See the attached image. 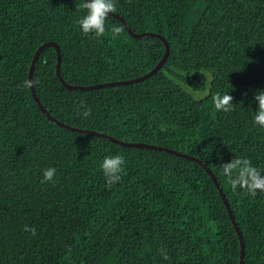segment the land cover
I'll use <instances>...</instances> for the list:
<instances>
[{
	"label": "trees",
	"instance_id": "16d2710c",
	"mask_svg": "<svg viewBox=\"0 0 264 264\" xmlns=\"http://www.w3.org/2000/svg\"><path fill=\"white\" fill-rule=\"evenodd\" d=\"M82 2L0 0V264H238V235L201 164L63 127L24 86L35 49L48 40L58 44L70 84L137 77L160 60V38L133 36L110 14L103 37L83 35ZM116 6L135 32L165 37V61L141 80L69 88L56 74L55 48L46 46L33 69L41 104L71 126L200 158L242 232L244 264H264V191H233L221 171L235 156L264 176V128L252 122L254 93L264 89V0ZM113 26L123 28L115 40ZM217 93L233 97L231 112L214 108ZM114 154L125 163L106 187L100 165ZM49 167L54 180L41 183Z\"/></svg>",
	"mask_w": 264,
	"mask_h": 264
},
{
	"label": "clouds",
	"instance_id": "9594fccd",
	"mask_svg": "<svg viewBox=\"0 0 264 264\" xmlns=\"http://www.w3.org/2000/svg\"><path fill=\"white\" fill-rule=\"evenodd\" d=\"M79 9L84 15L76 23L83 35L94 33L96 37H103L106 32L105 22L109 14L117 11L116 0H83ZM123 31L122 26H113L111 28L112 39L115 40ZM38 83L36 80H26L25 87H32ZM253 99L256 102V108L252 117L254 125L264 128V89H259L254 93ZM213 106L217 111L231 112L233 110V97L226 94H215L213 96ZM90 110L85 108L83 115L87 117ZM125 159L123 155L114 154L106 156L100 167L105 177L106 187L120 180ZM222 173L228 177L229 184L233 191L239 187L246 190L251 195L256 192L264 191V176L251 165L250 161L243 158L233 157L229 162H223L221 166ZM56 168L49 167L43 170L41 183L54 180ZM25 231L35 235V229L25 226Z\"/></svg>",
	"mask_w": 264,
	"mask_h": 264
},
{
	"label": "water",
	"instance_id": "95a60500",
	"mask_svg": "<svg viewBox=\"0 0 264 264\" xmlns=\"http://www.w3.org/2000/svg\"><path fill=\"white\" fill-rule=\"evenodd\" d=\"M110 15L112 16H116L118 17L125 25L126 29L128 30V32L130 34H132L133 36H145V35H150V36H156L158 38H160L163 43H164V46H165V49H164V53L162 55V57L160 58V60L149 70L147 71L146 73L140 75V76H137V77H133V78H129V79H119V80H110V81H104V82H100V83H95V84H88V85H80V84H70L68 83L61 75V72H60V59H61V52H60V48L58 46V44L53 41V40H48V41H45L43 43H41L34 51V54H33V57H32V61L30 63V67H29V73H28V80H33V69H34V66H35V62L37 60V57L40 53V51L46 47V46H53L56 50V74L58 76V78L61 80V82L66 86V87H69V88H81V89H85V88H94V87H99V86H104V85H112V84H122V83H126V82H133V81H136V80H141L147 76H149L150 74H152L166 59L168 53H169V43L168 41L165 39V37L161 34V33H158V32H153V31H141V32H135L134 30L131 29V27L129 26V24L127 23V21L125 20V18L121 15H119L118 13H111ZM30 90H31V94L35 100V102L39 105V107L45 112V114L48 116V118H50L53 122L63 126V127H66V128H69V129H72V130H75V131H79V132H88V133H96V134H101V135H105V136H108L110 137L111 139L123 144V145H127V146H142V147H150V148H155V149H160V150H164V151H167V152H171V153H174V154H177V155H180V156H183V157H187V158H190V159H193L195 160L196 162H198L199 164H201V166L206 170V172L211 176L220 196L222 197V200L228 210V213H229V216H230V219H231V222L236 230V233L238 235V238H239V243H240V255H239V262L238 264H244V255H245V244H244V238H243V235H242V232L237 224V221L236 219L234 218V214L232 212V209L229 205V202L224 194V191L219 183V181L217 180L216 176L214 175V173L212 172L211 168L206 164L204 163L200 158L196 157V156H193V155H190L189 153H186V152H182V151H179V150H176L174 148H171V147H167V146H164V145H159V144H155V143H149V142H144V141H126V140H122V139H118V138H115L113 136H110L108 134H105V133H102V132H98L96 130H89V129H86V128H80V127H74V126H71L61 120H59L58 118H56L55 116H53L40 102L37 94H36V91H35V88L34 86L30 87Z\"/></svg>",
	"mask_w": 264,
	"mask_h": 264
}]
</instances>
